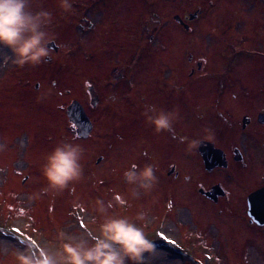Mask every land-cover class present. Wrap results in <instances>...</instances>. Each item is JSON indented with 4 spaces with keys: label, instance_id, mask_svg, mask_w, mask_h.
I'll use <instances>...</instances> for the list:
<instances>
[{
    "label": "rangeland",
    "instance_id": "obj_1",
    "mask_svg": "<svg viewBox=\"0 0 264 264\" xmlns=\"http://www.w3.org/2000/svg\"><path fill=\"white\" fill-rule=\"evenodd\" d=\"M185 1L70 0L72 8L65 12L58 0H32L33 11L45 9L52 14L47 30L59 48L52 49L51 56L37 66L17 67L10 63L0 66V142L7 144V149L0 153L2 226H19L21 231L35 236L38 245L54 246L55 235L60 229L73 233L84 229L96 231L98 223H93L94 219L98 220L95 201L101 198L115 203L114 198L120 196L127 204L117 205L111 211L129 217L145 211L149 221L147 232H159L161 227L160 235L163 236L158 237L164 247H157L161 255L154 264H244L249 261L261 264L264 261V252L251 251L249 255L234 257L230 254L231 248L226 246L235 243L223 242L226 236L223 232L225 238L220 236L219 229L229 232L237 244L240 241L236 236L250 244L239 236L237 224L242 223L238 219L223 214L221 220L212 205L206 202L201 207L199 201L189 199L194 206H186L184 195L172 189L171 174L167 171L174 160L182 166L186 147L172 140L168 144L166 131H153L143 115L148 106L145 102L141 103L142 111L133 114L131 106L120 105L123 93V98H127L131 92L128 83L126 88L124 82L118 88L103 84L109 65L127 61V72L132 75L136 72L132 83L138 85L133 89L142 91L139 81L144 80L146 93L158 89L159 95H168L162 92L167 88L155 87L154 82L152 88L149 80H159L161 84V79L170 71L171 79L185 73L184 31L182 27L172 30L175 22L172 17L184 9ZM153 13L161 17L159 32L152 31L153 23H147L143 30L153 33L156 42L139 55L135 46L141 21ZM4 51L0 48V53ZM95 79L99 80L96 86L99 104L93 107L88 84ZM180 81H184L183 76ZM180 81L176 84L181 87L174 86L171 81V91L185 90ZM173 94L175 92H171ZM109 95L110 101L106 99ZM72 99L83 104L95 123L88 137H78L74 123L68 118L66 105ZM162 99L166 100L165 97ZM139 112L141 114H137ZM182 125L193 134L197 131L186 122ZM141 138L147 139L149 144L139 146ZM65 139L73 140L85 149L83 178L62 192H50L29 200L31 194L46 184L40 173L45 154ZM125 139L133 142L125 145ZM141 148L146 154L142 150L139 152ZM132 163L139 167L145 163L156 165V186L139 198L131 196L130 186L123 178V172ZM199 170L203 171L196 166L193 172L199 173ZM172 193L179 206L165 214V204L170 202ZM5 204L15 215L14 219H7ZM190 232L195 233L194 236ZM201 239L205 246L200 245ZM29 240L17 232L13 237L0 233V243L9 249V254L3 258L4 264H15L11 252L16 248L23 250L24 243ZM226 240L231 241V238ZM175 241L187 251L181 253Z\"/></svg>",
    "mask_w": 264,
    "mask_h": 264
},
{
    "label": "flooded vegetation",
    "instance_id": "obj_2",
    "mask_svg": "<svg viewBox=\"0 0 264 264\" xmlns=\"http://www.w3.org/2000/svg\"><path fill=\"white\" fill-rule=\"evenodd\" d=\"M145 18L135 46L139 55L156 42L154 34L143 29L147 23H153L152 31L159 32L161 22L158 13ZM172 18L175 21L172 30L182 27L184 31L185 73L171 79L168 64L170 72L161 79V84L159 80H149L151 86L154 82L155 87L167 88L162 91L167 96L159 95L158 89L146 93L144 80L139 81L142 91L133 89L138 85L132 83L136 72L133 75L127 72V61L109 65L103 84L113 88L123 82L125 88L126 83L130 85L131 92L127 98H123V93L120 105L131 106V114L142 111V102L158 109L178 111L173 125L175 135L166 131L167 142L176 141L186 148L182 166L174 160L167 169L172 189L184 195L190 208L194 203L189 199L199 201L201 207L206 202L220 218L229 214L242 223L237 224L239 236L251 245L236 236L242 242L237 240V244L229 232L219 229L220 236L231 238L227 241L224 237L223 242L235 243L226 246L231 248L233 257L249 255L251 251L264 252V0H186L184 9ZM181 76L184 81H180ZM171 80L176 87H181L177 82H183L185 90L171 91ZM98 81L88 84L93 107L99 104ZM106 99L110 101L112 97L109 95ZM74 120L82 127L77 118ZM184 122L197 131L193 134L186 130ZM90 126L93 130L95 123L91 121ZM181 137L185 139L181 141ZM191 140H198L200 144L189 148ZM131 141L125 139L123 143L129 146ZM148 144L147 139L139 140V146ZM211 149L220 155L215 165L205 162L210 160ZM141 150L146 154L144 148ZM196 166L203 171L193 172ZM163 173L164 170L162 176ZM175 199L172 193L170 202L174 211L179 206Z\"/></svg>",
    "mask_w": 264,
    "mask_h": 264
},
{
    "label": "clouds",
    "instance_id": "obj_3",
    "mask_svg": "<svg viewBox=\"0 0 264 264\" xmlns=\"http://www.w3.org/2000/svg\"><path fill=\"white\" fill-rule=\"evenodd\" d=\"M31 3L32 0H0V48L6 50L0 53V66L9 63L17 67L37 66L52 54L53 37L47 30L52 14L45 9L33 11ZM58 4L65 12L72 8L70 0H58ZM143 115L154 132L169 131L175 135L173 125L179 116L177 110L148 105ZM184 139L181 137V141ZM73 140H62L45 154L40 173L46 184L31 194L29 200L50 192H62L83 178L85 149ZM199 144L200 141L191 140L188 147ZM6 149L7 144L0 142V153ZM123 178L130 186L131 196L139 198L156 186V165L145 163L139 167L133 163L123 172ZM114 200L115 203L101 198L95 201L98 220L94 219L93 223H98L96 231L73 233L60 229L55 235L54 246L38 245L30 239L24 243L23 250L16 248L11 252L15 264H154L161 253L156 240L151 239L146 230L148 213L140 211L134 217L118 215L111 210L117 205L125 206L127 201L120 196ZM8 254L9 249L0 243V264H4L3 258Z\"/></svg>",
    "mask_w": 264,
    "mask_h": 264
},
{
    "label": "water",
    "instance_id": "obj_4",
    "mask_svg": "<svg viewBox=\"0 0 264 264\" xmlns=\"http://www.w3.org/2000/svg\"><path fill=\"white\" fill-rule=\"evenodd\" d=\"M51 47L57 49L56 47L53 46V43H51ZM73 107V110L71 111V115L75 118H77L80 122H79V125L80 123L82 124L83 127H81V132L80 134L83 135V136H87L89 131L91 130V126H90V121H89V118L88 116L85 114V111L83 109V107L78 103V102H74L72 103L71 106H69V111L70 109ZM219 154L216 153L214 155V158H211L212 160H210V162L212 163L213 160H216L219 158ZM209 158V157H208ZM206 162H209V161H206Z\"/></svg>",
    "mask_w": 264,
    "mask_h": 264
},
{
    "label": "snow or ice",
    "instance_id": "obj_5",
    "mask_svg": "<svg viewBox=\"0 0 264 264\" xmlns=\"http://www.w3.org/2000/svg\"><path fill=\"white\" fill-rule=\"evenodd\" d=\"M169 206H171V205H169ZM17 231H19V230H17Z\"/></svg>",
    "mask_w": 264,
    "mask_h": 264
}]
</instances>
